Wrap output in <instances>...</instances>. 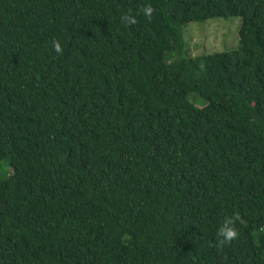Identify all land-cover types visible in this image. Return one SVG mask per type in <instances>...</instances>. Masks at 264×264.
I'll return each instance as SVG.
<instances>
[{"label": "trees", "instance_id": "1", "mask_svg": "<svg viewBox=\"0 0 264 264\" xmlns=\"http://www.w3.org/2000/svg\"><path fill=\"white\" fill-rule=\"evenodd\" d=\"M0 264H264V0H0Z\"/></svg>", "mask_w": 264, "mask_h": 264}, {"label": "rangeland", "instance_id": "2", "mask_svg": "<svg viewBox=\"0 0 264 264\" xmlns=\"http://www.w3.org/2000/svg\"><path fill=\"white\" fill-rule=\"evenodd\" d=\"M241 23L242 19L238 16L192 21L185 25L183 38L193 56L231 50L239 45ZM195 96L191 95V98ZM9 164L4 162L1 168L8 169Z\"/></svg>", "mask_w": 264, "mask_h": 264}, {"label": "clouds", "instance_id": "3", "mask_svg": "<svg viewBox=\"0 0 264 264\" xmlns=\"http://www.w3.org/2000/svg\"><path fill=\"white\" fill-rule=\"evenodd\" d=\"M142 11L145 16L151 17L153 9L151 6H146ZM128 19L130 22L135 23V18L131 17L130 15ZM54 46L57 53L63 52V49L58 41L54 43ZM237 221H239L241 224L244 223L239 214H235L232 217H226L224 219L217 232V246H223L226 243H231L233 240L239 237V231L235 227Z\"/></svg>", "mask_w": 264, "mask_h": 264}]
</instances>
